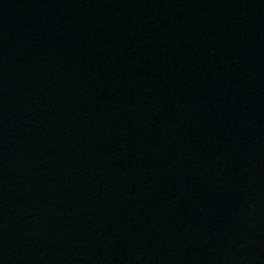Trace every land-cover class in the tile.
Masks as SVG:
<instances>
[{
    "label": "water",
    "instance_id": "obj_1",
    "mask_svg": "<svg viewBox=\"0 0 264 264\" xmlns=\"http://www.w3.org/2000/svg\"><path fill=\"white\" fill-rule=\"evenodd\" d=\"M0 264H264V0H0Z\"/></svg>",
    "mask_w": 264,
    "mask_h": 264
}]
</instances>
